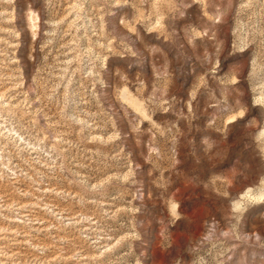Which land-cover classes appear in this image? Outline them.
Returning a JSON list of instances; mask_svg holds the SVG:
<instances>
[{"label":"rangeland","instance_id":"374dc122","mask_svg":"<svg viewBox=\"0 0 264 264\" xmlns=\"http://www.w3.org/2000/svg\"><path fill=\"white\" fill-rule=\"evenodd\" d=\"M0 264H264V0H0Z\"/></svg>","mask_w":264,"mask_h":264}]
</instances>
